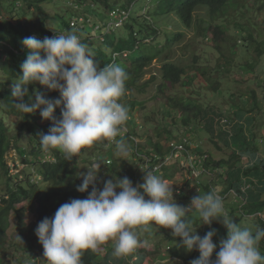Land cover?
Wrapping results in <instances>:
<instances>
[{
  "label": "trees",
  "instance_id": "1",
  "mask_svg": "<svg viewBox=\"0 0 264 264\" xmlns=\"http://www.w3.org/2000/svg\"><path fill=\"white\" fill-rule=\"evenodd\" d=\"M18 1L21 2L19 7L16 6ZM47 1L51 2L52 0H0V171L1 176L6 177L8 180L7 183H3L4 187L0 188V244L4 241L5 230L8 226V214L10 211H20V209H17L20 202L24 201L23 208H28V210L35 213L39 224L45 217L52 218L62 204L72 199H84L91 191V186L88 192L80 193L76 190V187L82 182V177L78 176L77 164L84 159L79 158V155L66 159L65 155L58 149L42 145L39 135L47 134L50 127H52V123L48 120H42L39 110L35 114H24L18 111L13 103L15 98L11 95L13 83L17 82L19 76L22 75L20 64L28 54V50L22 44L23 39L35 36L42 40L44 37H54L57 33L68 31L75 32L81 37L82 42L89 46L94 53V63L98 64L100 68L110 63L113 51H131L132 49L131 54L126 59L129 62L127 65L123 61H119L129 75V79L126 81V94L121 98L124 105L128 107L129 114L141 103L136 101L135 93L144 92L147 83L155 78L158 84L156 91L163 96L165 95L164 88H175L178 84L184 88L186 87L189 94L185 97L169 96L166 99L165 110L170 112V110L176 109L182 115L181 120H176L174 117L173 122L176 121L180 125L183 124L188 127L190 124L199 122L201 129H205V122L216 125L225 131V134L223 133L225 136H221L218 134L219 132L207 130L211 141L213 140V143L217 144L215 138H219L225 148L229 150L232 148L229 155L226 156L227 159L215 160V157L208 153L209 156H206L208 159L202 161L205 170L211 171L213 168L222 167L226 171L225 176L218 175L215 181L211 177L209 181L203 180L200 183L198 181L194 186L199 187V189L194 196L204 195L213 190L215 185L223 184L219 194L223 197L225 209L234 222L239 223L241 227H248L255 231L257 228H264V220L260 216L264 211V157L259 153L258 148L254 149V145L250 141L254 137L243 135L241 131H237L235 129L236 122L227 119L223 112L215 106L203 105L200 98H197L195 94L196 89L193 88L195 76L191 74L195 72L197 77L202 79L200 83L201 85L204 84V87L200 86L202 89H208L211 86L213 92L217 91L215 84L221 79L216 82L208 81L206 67L195 65V57L193 63L179 64L178 61H173L169 54L175 44L183 41L186 30L189 28L195 29L202 38L208 39L207 33L209 32L213 35L211 41L214 42V46L218 51H222L226 31L230 25H233L236 34L240 35L243 28L241 25L244 24L239 19H242L240 13H244V10L239 8L240 6H243V9L246 8V1L249 2L250 0H151L154 4L150 3L152 7L149 8L148 15L143 13L136 18L132 17V13L130 14L132 12L129 7L131 0L122 1L119 5L129 12V16L123 25L124 33L114 31L111 35L106 34L103 42L99 44L90 41L91 36L104 28L102 21H108L112 18L110 14L116 8H119L118 3L110 0H71L73 6L80 7L84 12L63 17L58 13L53 16L47 14L42 5ZM237 10L240 12L238 13ZM76 17L78 18L76 19ZM79 18H83V20ZM129 20H133V22H129ZM169 20L177 30L163 28V40L155 42V38L161 34L159 32L161 31L160 25L162 23L168 24ZM49 23H52L53 27L49 26ZM134 27L137 29H134ZM144 32L147 35L144 38H152L154 41L142 42L138 39V33L142 35ZM254 37L252 35L253 40H255ZM136 43H138L137 47H135ZM156 57L162 58L161 66L158 67L157 72L151 74L150 81L142 80L144 74L150 70L151 63ZM219 65L220 63L216 61L215 71L219 69ZM34 90L43 93L49 99L54 100L59 97L58 92L48 91L38 83L28 85L30 96L33 95ZM252 93L250 91L249 100L254 102L252 106H256L257 100ZM252 106L247 107V111H251ZM60 111V108L55 109L54 115L57 119L60 118ZM234 113L235 119L238 120L242 111L235 110ZM3 117L21 119L22 129L28 131L31 145L27 148H16L19 155L23 157V162L33 166L35 173L40 176L39 183L35 180H29L30 178L25 181H11L9 166L5 161V153L10 149L14 136L10 132L9 124L6 123ZM132 118H130V121ZM222 119H226V122L223 123ZM165 133H168L166 129ZM169 137L168 135L167 138ZM127 141L132 149L133 141L131 139H127ZM148 144L147 148L139 147V150H144L147 154L154 151L168 152V149L163 148L159 141L153 142L150 140ZM217 146L218 149H221L219 145ZM48 150L51 152L49 153V159H47ZM202 153L204 154V152ZM109 155L111 156V154ZM98 163L102 164L100 171H109L111 174L117 175V178L125 177L116 160L111 161L110 164H105V159H101ZM168 166H172L173 169L178 167L177 165H167L164 167V173L172 169ZM156 174L162 175L165 179V174H159V172ZM128 178L131 181L132 175ZM98 180L97 188L99 190L102 189L104 182L99 174ZM174 192H178L177 197H179L177 199L186 200L188 198L184 191L179 188L175 189ZM229 195L235 197L237 203L225 204L226 199L230 197ZM177 204L186 206L185 202L181 204L177 202ZM188 216L193 219L197 226L202 222L195 210L193 215L190 216L188 213ZM205 227L204 233L210 229H215L217 233L213 237L216 249L211 259L214 260L216 253L219 251L220 241L227 236V230L219 220H214L210 226L206 225ZM199 230L200 228L197 227V234L201 236ZM167 234L169 243L172 244L176 240L180 241L179 237H173L171 233ZM259 247L261 253L264 254V239L260 241ZM137 251L142 262L146 254L143 253V250ZM182 251H184L182 257L186 260L185 264H190V261L199 256V252L195 249L193 252L194 258L192 253H187L186 250ZM178 254L176 255L178 256ZM134 255L136 254L134 253ZM118 259L119 257L113 255L111 248H107L106 251L103 248L98 252L89 250L82 257L83 264H113L114 261L118 262ZM0 264H3L2 257H0Z\"/></svg>",
  "mask_w": 264,
  "mask_h": 264
},
{
  "label": "clouds",
  "instance_id": "2",
  "mask_svg": "<svg viewBox=\"0 0 264 264\" xmlns=\"http://www.w3.org/2000/svg\"><path fill=\"white\" fill-rule=\"evenodd\" d=\"M114 11L123 12L120 16L122 21H117L112 12V18L102 21L104 28L91 36L90 41L100 40L92 41L99 44L106 34L111 35L123 27L129 12L120 6ZM112 25L121 26L112 29ZM22 44L28 54L20 64L22 75L13 83L11 95L18 111L35 114L39 110L42 120L52 123L47 134L39 135L41 144L56 148L66 159H71L85 147L106 142L105 145H115L117 155L127 157L131 154L136 161L127 139H131L134 145L130 135L134 136L139 147H143L137 133L139 126L136 116L129 114L128 107L120 102L126 94L129 75L122 66L114 63L122 61L119 58L122 54L127 59L130 51H113L110 63L100 68L94 63V53L89 46L72 31L42 40L29 36L23 39ZM34 83L48 91L58 92L59 97L49 99L35 90L30 96L28 85ZM56 108L61 109L59 119L54 115ZM124 125L127 132L123 136ZM96 152L99 155L94 154L90 158L85 167L87 171L83 170L78 175L82 177V182L76 187L78 192H88L91 186L87 197L62 204L52 218L45 217L39 224L37 220L35 235L42 245L46 264H83L82 257L86 251L98 252L109 241L113 243L114 256H123L125 261L132 256L136 262L139 257L136 251L142 246L138 233L147 231L151 225L170 229L173 237L180 238L177 248L198 251V258L190 264H264V254L259 247L264 239V228H257L253 233L250 228L234 222L225 209L219 189L196 195L190 205L181 206L173 198L172 185L162 179V175L156 174L158 167L142 170L137 164L144 173L142 184L133 186L125 176L105 180L102 189L98 190V174L102 165L98 162L105 159V164H110L113 160L110 151L106 156ZM79 158L84 159L80 155ZM138 167H135L137 172ZM192 209L202 221L199 226H210L214 220H219L227 230L214 260L211 257L216 249L213 243L216 230L210 229L203 237L198 235V226L188 216Z\"/></svg>",
  "mask_w": 264,
  "mask_h": 264
},
{
  "label": "rangeland",
  "instance_id": "3",
  "mask_svg": "<svg viewBox=\"0 0 264 264\" xmlns=\"http://www.w3.org/2000/svg\"><path fill=\"white\" fill-rule=\"evenodd\" d=\"M70 1L71 0H52L51 2H44L42 5L45 12L50 16L58 13L63 17H69L71 14L74 15L78 14V12H84L80 7L73 6ZM110 1L118 3L117 6H120L119 3L122 1L127 2L130 0ZM150 3L153 2H151V0H131L129 7L132 9V12H130V14L132 13L133 18L139 17L138 15H142L143 13L148 15L149 8L152 7ZM19 5H21V2H16V6L19 7ZM246 5L247 7L244 9L243 6L239 8L244 10V13H240L242 19H239V21L244 24L241 25L243 28L240 35L236 34L233 25H230L226 31V39L222 51H218L216 46H214V42L211 41L213 35L209 34V32L207 33V37H209L207 39L199 36L195 29L189 28L186 30V36L183 41L175 44L171 48L169 54L170 58L173 61H178L179 64L192 62L195 57V65L206 67L208 81L216 82L218 79H221V81L219 80L215 84L217 91L213 92L210 85H208L210 86L208 89H202L201 87H204V84H200L202 79L197 77L195 72L191 74L195 76L193 88L194 90L196 89L195 94L197 98H200V102L203 105L215 106L223 112L227 119L236 122L235 129L237 131H241V133L246 136H253L254 138H251L250 141L254 145V149L258 148L259 153L264 157V0L246 1ZM75 11L76 13H74ZM237 12L239 13L240 11L237 10ZM200 14L203 15L202 12H200ZM77 18L78 17H76V19ZM79 19L83 20V18ZM122 19L123 18L119 16L117 21H122ZM131 21L133 22V20H129V22ZM48 25L53 27L52 23ZM120 26L112 25V29H117ZM172 26L170 20L168 24L162 23L160 25L161 31H159L161 34L155 38V42L163 40V28H173L174 31L177 30L175 26ZM134 29L137 28L134 27ZM115 32L124 33L123 27L118 28ZM252 35L255 36V40L252 39ZM145 36H147L145 32L142 35L140 33L137 35L138 39L142 40V42L154 41L152 38H144ZM131 52L132 49L129 55ZM122 55L119 56V58L127 65L129 62L126 60L125 54ZM161 59V57L153 59L150 70L144 74L142 80L150 81L151 74L157 72L158 67L161 66ZM216 61L220 63V67L217 71L214 70ZM114 63L121 66V62L119 61ZM157 85V79L155 78L147 83L144 92L135 93L136 101L141 102L132 112V115L136 116V124L139 126V128H137V133L140 134L139 143L142 144L144 148H147L150 140L153 142L159 141L165 147L167 146L168 139L176 138L178 135H186L192 142L191 146L194 147V151L204 152L203 159H208L206 157L209 156L208 153H211L215 157V160L227 159L226 156L229 155L232 148H230V150L225 148L222 140L219 138H215L217 144H214L207 133V130H213L216 133L219 132L218 134L221 136H225V131L207 122L204 123L205 129H201L199 122L190 124L189 127L183 124L180 125L176 121L174 123L173 118L175 117L176 120H181L182 115L178 113L176 109L173 111L170 110V112L169 110H165L167 97H185L189 94L186 87L184 88L182 85L178 84L175 88H164L165 95L163 96L160 92L156 91ZM250 91L251 93L253 91L252 94L257 100L256 106H252L254 102L249 100ZM120 102L123 103L124 101ZM251 106L252 110L247 111L246 108ZM235 110L242 111L238 120L235 119ZM3 118L6 120V123L9 124L11 128L10 132L14 136L10 149L5 153V161L6 164H8L7 166H9V174L12 178L11 181H25L30 178L29 180H35L39 183L40 176L35 173L33 166L23 162V157L19 155L16 148H27L31 145L28 131L22 129L21 119ZM165 129L171 134L165 133ZM168 135L171 138H167ZM96 144L81 150L83 152L79 155L83 156L84 160L77 165L78 173H83V170L87 171L88 168L85 167L90 158L94 154L99 155L96 151H99L102 156H106L107 152L110 151L111 159L116 160L117 164L124 172V175L126 177L132 175L133 179L131 178V182L133 186L143 183L144 173L138 167L137 161L132 159L131 154L127 157H121L117 155L115 145H105L107 144L106 142L99 143L102 144L99 146H96ZM217 145H219L221 149H218ZM49 153L51 152L49 151L47 153V159H49ZM241 160H243V158H241ZM240 163L242 162L240 161ZM135 167H138L140 171L138 170L137 172ZM168 167L172 169L163 173L165 174L164 180L172 185L175 202H179L180 204L185 202L186 206L190 205L191 199L194 197L199 187L192 186L191 182L187 181L189 170L178 167L173 169L172 166ZM225 172L226 171L222 167L213 168V170L207 173H202L199 177V183L203 180L209 181L211 178L215 181L218 175L225 176ZM99 176L103 181L108 178L115 179L118 177L105 170L99 171ZM134 177L136 178L134 179ZM5 178L6 177L1 176L0 171V188L4 187L3 183L8 182L7 178ZM177 188L184 191L188 196L186 200L177 199L179 197H177L178 192H174ZM214 188L220 191L223 188V184L215 185ZM229 196L225 204L230 205L231 203H237L235 197L232 195ZM145 199H147V197H145ZM24 205V201L20 202L17 205V209H20V211H10L8 214V226L5 230L4 241L0 244V257L3 259V264H46L42 245L38 242V238L35 235L37 217L32 210L23 208ZM188 213L190 216L193 215L194 209L190 210ZM260 216L264 220V211ZM202 225L203 224L198 226V228H200L199 232H201V237L205 235L203 231L206 228V225ZM158 229L159 226L151 225L147 231H140L138 233L142 242V246L138 250H143V253L146 254L142 262L140 257H137L138 261L135 263L132 257H130V260L126 258L125 261L124 257L121 256L122 258L120 259L119 257L118 262L114 261L113 264H165V262L166 264H185L186 260L182 257V252H184L182 250L185 249L183 247H176V243H179V241L176 240L172 244L169 243L167 233H171V231L168 229ZM252 230L255 231L254 229ZM103 248L105 251L107 248H111L114 251L111 241L106 242L101 249ZM193 252L194 249L190 252L192 256L194 255ZM176 254H178V256Z\"/></svg>",
  "mask_w": 264,
  "mask_h": 264
},
{
  "label": "built area",
  "instance_id": "4",
  "mask_svg": "<svg viewBox=\"0 0 264 264\" xmlns=\"http://www.w3.org/2000/svg\"><path fill=\"white\" fill-rule=\"evenodd\" d=\"M121 13L114 11V18H119ZM222 122L225 123L226 119H222ZM126 132L127 129L124 125L122 135L124 136ZM130 137L135 141L133 145V152L137 164L142 170L158 167L159 172L162 173L165 166L177 165L178 168L189 170L187 181H190L192 186L197 184L199 177L206 171L202 165V161L204 160L203 153L201 154V152L194 151V147L191 146L192 142L186 135H180V137L178 136L179 138L170 139L167 146H165L168 148V153L154 151L150 154L139 150L137 139L131 135Z\"/></svg>",
  "mask_w": 264,
  "mask_h": 264
},
{
  "label": "crops",
  "instance_id": "5",
  "mask_svg": "<svg viewBox=\"0 0 264 264\" xmlns=\"http://www.w3.org/2000/svg\"><path fill=\"white\" fill-rule=\"evenodd\" d=\"M136 262H137V261H136ZM136 262H135V263H136Z\"/></svg>",
  "mask_w": 264,
  "mask_h": 264
}]
</instances>
